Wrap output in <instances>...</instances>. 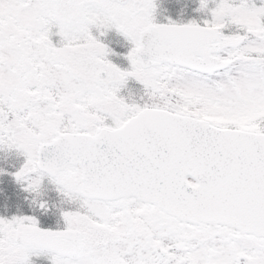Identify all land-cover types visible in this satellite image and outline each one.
I'll use <instances>...</instances> for the list:
<instances>
[{
	"label": "snow or ice",
	"instance_id": "1",
	"mask_svg": "<svg viewBox=\"0 0 264 264\" xmlns=\"http://www.w3.org/2000/svg\"><path fill=\"white\" fill-rule=\"evenodd\" d=\"M198 4L0 0V264H264V0Z\"/></svg>",
	"mask_w": 264,
	"mask_h": 264
},
{
	"label": "trees",
	"instance_id": "2",
	"mask_svg": "<svg viewBox=\"0 0 264 264\" xmlns=\"http://www.w3.org/2000/svg\"><path fill=\"white\" fill-rule=\"evenodd\" d=\"M168 3L167 6H173ZM22 160V157L17 160L13 157H5L3 153H0V168H3L6 173L14 172L20 166ZM18 186L19 185L16 184V182L10 175L0 176V207L10 210L15 209L20 211V213L31 215L33 214V212L29 205V202H26V204L23 201L24 197L19 196L21 193V189ZM48 198L50 202L55 203L59 206V198L54 191H50L48 193ZM35 214L38 216V218L41 219L42 227L55 229L58 226L57 215L49 214L48 216H43L39 213V211H37ZM60 226L62 227V223L60 224Z\"/></svg>",
	"mask_w": 264,
	"mask_h": 264
},
{
	"label": "flooded vegetation",
	"instance_id": "3",
	"mask_svg": "<svg viewBox=\"0 0 264 264\" xmlns=\"http://www.w3.org/2000/svg\"><path fill=\"white\" fill-rule=\"evenodd\" d=\"M174 15L172 16V19L180 22L181 20H191L194 19V12L190 9H185V8H179L174 10ZM182 15V16H181ZM105 42L110 45V47H114L116 42L118 43V47H124V49H127L124 46V42H122L121 38L117 36L115 32L109 33L108 37L105 39ZM119 52H125V51H119ZM116 60V57H114ZM114 58H112L114 60ZM121 61H124L121 59ZM126 64L127 62L124 61ZM127 67V66H126Z\"/></svg>",
	"mask_w": 264,
	"mask_h": 264
},
{
	"label": "rangeland",
	"instance_id": "4",
	"mask_svg": "<svg viewBox=\"0 0 264 264\" xmlns=\"http://www.w3.org/2000/svg\"><path fill=\"white\" fill-rule=\"evenodd\" d=\"M0 189H1V187H0Z\"/></svg>",
	"mask_w": 264,
	"mask_h": 264
}]
</instances>
